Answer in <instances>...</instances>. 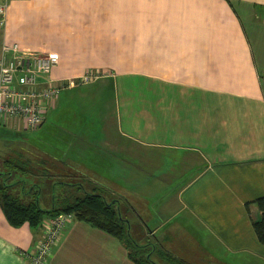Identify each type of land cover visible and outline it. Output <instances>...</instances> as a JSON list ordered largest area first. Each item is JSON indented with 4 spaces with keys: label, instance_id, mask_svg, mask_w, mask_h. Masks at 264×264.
Segmentation results:
<instances>
[{
    "label": "crops",
    "instance_id": "1",
    "mask_svg": "<svg viewBox=\"0 0 264 264\" xmlns=\"http://www.w3.org/2000/svg\"><path fill=\"white\" fill-rule=\"evenodd\" d=\"M13 46L56 53L50 77L69 85L47 111L45 140L35 134L42 126L0 139V264H34L47 230L48 217L18 226L5 214V187L24 205L34 191L47 200L12 157L57 161L96 193L106 188L128 235L135 223L122 200L148 237L188 264H264L251 221L260 212L246 210L264 196V0H8L0 55ZM87 71L96 78L80 83ZM82 86L94 115L62 95ZM20 129L3 122L0 136ZM45 264L137 263L124 239L73 215Z\"/></svg>",
    "mask_w": 264,
    "mask_h": 264
},
{
    "label": "built area",
    "instance_id": "2",
    "mask_svg": "<svg viewBox=\"0 0 264 264\" xmlns=\"http://www.w3.org/2000/svg\"><path fill=\"white\" fill-rule=\"evenodd\" d=\"M8 0L0 1V28L6 23ZM3 50L0 57V124L11 122L12 127L25 131L35 130L45 119L46 111L53 106L68 80L55 83L52 69L58 65L56 53L21 51L17 46ZM96 76L88 71L80 83H88ZM264 80V75L262 76ZM72 219L71 214L48 217L44 239L37 246L34 264H45L63 226Z\"/></svg>",
    "mask_w": 264,
    "mask_h": 264
},
{
    "label": "rangeland",
    "instance_id": "3",
    "mask_svg": "<svg viewBox=\"0 0 264 264\" xmlns=\"http://www.w3.org/2000/svg\"><path fill=\"white\" fill-rule=\"evenodd\" d=\"M8 54V51L6 50V53ZM3 55H0V57ZM88 72V71H87ZM89 87H79L77 89L74 90H68V91H63L62 95L64 96L66 93H68L67 95V102L68 99H72V98H80L83 102H85L82 106L85 108V110L88 112V114L94 115L97 112V105L98 104H89V106H85V104L87 103L84 98L80 97V94H82L83 91L87 92ZM71 92V93H69ZM55 109V108H54ZM53 109V110H54ZM1 125V124H0ZM3 129V135L6 134L8 132L7 129H4L5 127H1ZM70 132H72L68 137H73L74 139L81 137L83 134H87V132H84L82 130H79L78 132H76V130L74 129H69ZM27 134L32 136L34 132L31 131H25L20 129V131H17V133L15 132H10L8 133L7 136H0V139H5V138H12L13 135L15 134ZM83 133V134H82ZM35 134L37 135V139L38 140H45L46 139V127L45 125L42 126L41 131H35ZM44 143V141H43ZM43 149H45L44 146H42ZM48 162L50 160H47ZM9 163L11 165H16L18 168L22 169V170H27L28 171V175L34 176V177H38L37 182L38 185H41L43 190L42 193L46 196L47 200L44 204L43 201L44 199L41 198L40 202L38 199V202L40 203V205H43V207H47V206H52V207H64V203H72L76 198H82L84 197V193L87 191L89 194H97L100 195L103 199V201L107 202V201H113V197L111 196V193L104 187H102L101 185L98 184L99 187V191H101L103 194H99L101 192L96 193V188H92V185H87V182L91 183V181L81 175H77L75 172L72 171H68L66 169H64L65 167H63V165L60 162H50V165H46L43 163L40 164H35V166H29V165H25V166H21L18 162L14 161V157L11 158V161H9ZM6 169V168H5ZM15 169V168H14ZM17 170V169H15ZM59 172H66L69 174V176H67V174L63 173L61 175H58ZM19 177V175L15 176V177H11V179L8 180V182H13L15 179H17ZM97 182L98 183H103V185H105L106 182H104L103 180H101L100 178H97ZM54 182H59V183H63L62 185L60 184H54V188H52V183ZM174 182H177L176 180ZM82 184L83 189H80L79 186H74L73 188H71L72 186L69 184ZM22 183L20 182L19 184H17L16 186H14L15 189H20L21 188ZM81 186V185H80ZM20 187V188H19ZM25 186L23 185V188ZM6 190H3L5 189ZM2 189V195L3 194H10L9 190L7 189V187H5ZM53 189V191H52ZM39 193V191L37 192ZM87 193V194H88ZM35 195H36V191H34L32 193L33 196V201L35 200ZM45 198V199H46ZM51 207V208H52ZM121 211L123 213V215L127 216L129 219H131V221H134L135 224L132 225V233L130 235H125V233H123L125 236L123 237V239L125 240V242H127L128 244V248H129V253L131 255L132 258H134L135 260L139 259L140 261L142 260V258H147V256L151 255V252L153 251V247H149L146 246L144 248L138 247L137 245H143L146 243H151V245L153 244L155 251L152 252V259L159 261L161 264H177L176 261H172L170 260V258H172L173 256L165 253L164 249L159 246V244L156 242L155 237L151 238L148 237L149 234L147 232V228L145 227L144 223L137 218V216L133 213V211L125 204V202L122 200L121 201ZM252 217V209L250 210L249 213ZM152 228V225L150 226ZM155 242V244H154ZM152 248V249H151ZM196 257H199L198 254L195 253ZM176 259H179L177 257H175ZM139 261V262H140ZM172 262V263H171Z\"/></svg>",
    "mask_w": 264,
    "mask_h": 264
},
{
    "label": "trees",
    "instance_id": "4",
    "mask_svg": "<svg viewBox=\"0 0 264 264\" xmlns=\"http://www.w3.org/2000/svg\"><path fill=\"white\" fill-rule=\"evenodd\" d=\"M46 119L47 111L45 119L35 130L40 129L41 126L45 124ZM2 196L4 199L5 214L13 225L19 226L25 222L37 224L42 217L73 214L78 219L88 222L95 227L101 228L117 238L123 239V237L127 235L126 222L123 218H121L118 210L113 208L114 205L109 206L107 202L103 201L102 197L97 194L88 193L82 199H75L72 204L64 203V207L52 208L51 210L41 208L39 202H36L35 200H32L27 205H24L20 203L17 197H14L12 194H3ZM251 204H255L260 212L259 219L257 221H251L259 242L264 245V196L246 204L247 211ZM123 233H125V235ZM140 247L144 248V246ZM170 260L176 261L177 264H188L181 259H176L175 257L170 258ZM134 261L137 264H155L149 257L144 259L142 258L141 261L139 259H134Z\"/></svg>",
    "mask_w": 264,
    "mask_h": 264
},
{
    "label": "clouds",
    "instance_id": "5",
    "mask_svg": "<svg viewBox=\"0 0 264 264\" xmlns=\"http://www.w3.org/2000/svg\"><path fill=\"white\" fill-rule=\"evenodd\" d=\"M72 215V218H73V214H71ZM68 223V222H67Z\"/></svg>",
    "mask_w": 264,
    "mask_h": 264
}]
</instances>
